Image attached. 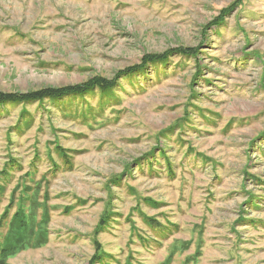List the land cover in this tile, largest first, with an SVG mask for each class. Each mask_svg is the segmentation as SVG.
<instances>
[{
	"label": "rangeland",
	"instance_id": "1",
	"mask_svg": "<svg viewBox=\"0 0 264 264\" xmlns=\"http://www.w3.org/2000/svg\"><path fill=\"white\" fill-rule=\"evenodd\" d=\"M148 55L0 104L1 264H264V0H0L1 94Z\"/></svg>",
	"mask_w": 264,
	"mask_h": 264
},
{
	"label": "trees",
	"instance_id": "2",
	"mask_svg": "<svg viewBox=\"0 0 264 264\" xmlns=\"http://www.w3.org/2000/svg\"><path fill=\"white\" fill-rule=\"evenodd\" d=\"M178 49H176L174 52H176ZM182 54H185L187 51L182 50L180 51ZM193 54V52H192ZM154 56H145L144 59L142 60V63L137 65V67H132L127 69L128 73H120L118 72V75L114 78L115 80L107 81V80H99L101 82H93L95 80H98L96 78L89 80L87 82H91L92 84L89 86H85L86 83L77 85V86H63V87H58V88H53L49 87L46 89H42L41 91L38 92H29L26 94H12V93H0V104H6V103H11V104H22V103H27L32 100H41V99H49V100H56L59 98H65L69 97L72 95H80V94H85L89 92L90 90H96L103 92L106 90H114L115 86L117 85V79L118 78H124L125 76H132V75H138L139 73H146V67L149 64L148 62L153 61ZM166 56L161 55L160 59H158L157 62L160 61H165ZM88 83V84H89ZM94 85V86H93ZM72 87V88H71ZM93 88V89H92ZM96 88V89H95ZM19 94V95H18ZM1 264V262H0Z\"/></svg>",
	"mask_w": 264,
	"mask_h": 264
}]
</instances>
